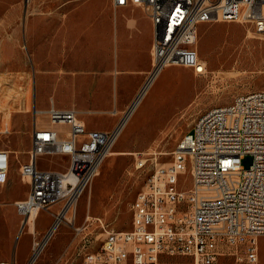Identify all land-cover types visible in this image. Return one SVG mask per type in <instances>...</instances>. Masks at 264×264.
<instances>
[{
    "label": "built area",
    "instance_id": "obj_1",
    "mask_svg": "<svg viewBox=\"0 0 264 264\" xmlns=\"http://www.w3.org/2000/svg\"><path fill=\"white\" fill-rule=\"evenodd\" d=\"M111 1L114 6H141L149 16L151 68L110 129H88L74 108L55 107L51 101L45 110L33 109L28 160L18 164L28 191L13 203L27 228L29 215L35 217L52 205L61 203L52 212L53 221L74 212L124 122L165 66L205 73L196 49L200 24L240 22L264 33V0H210V7H203V0ZM38 115L45 117L46 125L36 121ZM133 153L135 166L143 167L147 153ZM44 154L66 155V167H38L37 157ZM245 155L251 157L246 167L241 164ZM9 161L8 152L0 149V174ZM181 175L189 184L181 183ZM130 212L128 229L106 230L96 247L90 240L83 242L77 249L80 264H160L163 256H186L191 264H216L223 256L231 257L233 264H264L258 241L264 237V89L236 94L230 102L202 112L178 140L170 160L154 163ZM52 223L39 240H33L25 264H33L41 252L39 246ZM72 227L76 234L84 228ZM0 264L9 263L0 259Z\"/></svg>",
    "mask_w": 264,
    "mask_h": 264
},
{
    "label": "rangeland",
    "instance_id": "obj_2",
    "mask_svg": "<svg viewBox=\"0 0 264 264\" xmlns=\"http://www.w3.org/2000/svg\"><path fill=\"white\" fill-rule=\"evenodd\" d=\"M107 1L80 0L78 6L93 16L103 14L112 24L116 18L122 17L125 9L109 10ZM71 4L69 0H0V108L3 102L7 103V99L20 96L21 91L29 88V95L28 92L24 93L29 97V104L25 109L20 104L19 112L33 113L34 108L48 106L53 98L58 106L82 109L79 110L80 115L91 126L116 119L117 116H111L110 110L114 105L118 107L121 102H128L129 98L123 90L129 88L115 85L117 73L112 74L109 84L100 88L101 91L112 92L107 104L93 106V102H97L93 99L100 98L101 94L91 93V99L87 101L85 91L80 87H71L69 80L75 75V66L85 68L87 63L73 61L69 46H66V52L63 51L61 61H42L45 63L42 72L51 74L61 72V63L64 72L58 75L60 81L54 84L52 80L44 88L38 86L39 33L53 35L51 29H39V23L74 20L75 16L70 15L74 11ZM22 22L30 25L29 44H25L21 35ZM57 47L60 52L64 46ZM196 49L200 59L206 62L205 73L194 74L190 68L178 65L165 66L159 72L154 81L156 84L150 85V93L140 101L123 135L118 134L110 149L117 151L116 154L107 155L103 160L99 166L100 174L93 176L78 198L74 212L67 211L54 237L44 242L33 264H80L77 249L83 242L90 240L96 247L106 230L128 229L130 204L136 192L149 177L154 163L161 165L170 160L176 143L196 118L212 106L230 102L236 94L264 89V33L254 32L252 27L240 22H205L198 26ZM96 53L103 58L110 57L113 68H116L117 45L112 31ZM138 57L140 61L146 62L145 54L139 52ZM54 63L57 64L56 68L49 67V64ZM95 71L101 72L102 69ZM50 77L55 79L54 75ZM113 95H122V99L114 100ZM34 96L36 104H31ZM85 107L88 112L84 110ZM3 109L0 110V116H4L5 124L6 108ZM106 113L109 114L108 119L106 115L103 116ZM37 117L40 122L46 120L43 115ZM7 130L10 127L0 126V146L8 142ZM137 151L147 153L146 163L141 168L135 166L133 152ZM67 160L66 155L44 154L37 157V166L64 169ZM250 160L251 157L245 155L241 164L246 167ZM182 179L181 183L189 184L187 176L181 175ZM8 184L10 186L7 189H0V259L9 264H25L33 240H39L44 235L53 221L52 212L61 203L41 209L39 217L30 222L27 228L23 226L13 202H9L19 193L25 194L27 186L18 176L10 182L9 179L5 181L2 187L6 188ZM86 215L88 219L84 220ZM72 224L82 225V232L76 234ZM258 241L260 260L263 262L264 237H259ZM160 264H191V260L186 256H163ZM216 264H233V260L223 256Z\"/></svg>",
    "mask_w": 264,
    "mask_h": 264
},
{
    "label": "crops",
    "instance_id": "obj_3",
    "mask_svg": "<svg viewBox=\"0 0 264 264\" xmlns=\"http://www.w3.org/2000/svg\"><path fill=\"white\" fill-rule=\"evenodd\" d=\"M69 1L72 3V9H74L70 14L71 16H75L74 20L71 19L68 22L50 20L39 23V29H51L53 30V35L51 36L50 33L47 34L44 32L39 33L37 56L39 72L37 74V84L44 88L52 80L54 84L60 81L58 75L64 72L61 63L59 65L61 72H54L51 74L42 72L41 68L45 66V63L42 61H61V55L63 51L66 52V46H69V52L72 55L73 61L87 63L85 68H82L79 64V66H75V75L70 78L69 84L71 87H80L82 91H85L87 101H90L91 93L101 94V97H98L99 99H93L97 100L96 103H91L93 106H100L103 103H108L109 94H112V92L109 90L101 91L100 88L105 84H109L112 74L117 73L115 85L116 87L122 85L129 88L123 90V92L127 94V99L129 98V100L127 103L121 102L118 107L114 105L110 110V114L111 116H117V118L109 120L106 124L95 123L89 126L87 121L79 113V110L82 111V109H78L75 106H58L55 104L53 98L50 99L55 107L74 108L77 111L78 118L84 122L86 128L110 129L117 123L120 116L127 109L131 99L145 80L151 68L150 48L153 38L152 22L144 9L138 5L125 4L114 6L112 1L108 0L107 8L109 10H114L116 8L125 9L122 13V17L116 18L111 24L109 18H106L103 14L100 16H93L90 12L79 7L78 2L80 0ZM21 30V35L25 44H29V23L22 22ZM111 31L117 45L116 68H113L110 57L106 56L103 58L96 53L104 44L105 38L111 34ZM61 45L64 47L59 52L57 46ZM139 52L147 56L146 62L140 61L138 57ZM49 67L56 68L57 64H49ZM95 69H102V71L97 72ZM71 71L73 72L74 70ZM78 71L79 74H76ZM50 75H54L55 79H52ZM33 88H35V78L33 81ZM25 92L29 93V88L21 91L20 96L15 95L12 96L11 99L6 100L9 106V115L6 124H4V116H0V126L10 127V130H7L9 131L7 134L8 142H6V145L0 146V149H4L8 152L10 160L8 169L3 174H0V189L3 190L10 186V184H8L6 188H3L2 186L5 181L9 179L10 182L14 177H19L17 162L19 164L20 162L27 161L28 152L31 148V132L34 126V116L31 112H19L20 104L24 109L25 106L29 104V97L24 95ZM121 97L122 95H113L114 100H121ZM33 99L31 104L35 103V96ZM48 106H39V108L36 109L45 110ZM1 109L3 108H0V110ZM108 109L109 108H107L106 111ZM84 110L86 111V107ZM105 115L108 119L109 114H103V116ZM131 118L132 116L128 118V122ZM36 121L39 122L38 117H36ZM43 123L45 125L47 124L46 121H43ZM21 181L27 186L25 194L19 193L9 202L14 203L15 200H20L25 197L28 191V184L23 180ZM0 200H2L1 197Z\"/></svg>",
    "mask_w": 264,
    "mask_h": 264
},
{
    "label": "bare ground",
    "instance_id": "obj_4",
    "mask_svg": "<svg viewBox=\"0 0 264 264\" xmlns=\"http://www.w3.org/2000/svg\"><path fill=\"white\" fill-rule=\"evenodd\" d=\"M203 7H210V0H203ZM247 36H249V32L247 33ZM203 62H204V65H206V62H205V61H203ZM205 67H206V66H205ZM158 74H159V73H158ZM158 74L155 76V78L153 79V81L151 82V84H152V83L156 84L154 81H155V79L158 77ZM151 84H150V85H151ZM150 85L148 86V88H147L146 92L144 93V95L142 96V98L139 100L138 104L140 103V101H141L142 99H144V98L148 95V93H150ZM28 95H29V93H28ZM4 103H6V102H3V105H5ZM0 104H1V103H0ZM138 104L134 107V109L131 111L130 114H129L130 111H128V112L126 113L125 117H127L128 114H129V116H128V118H129V117L132 115V113L134 112V110L137 109ZM3 105H2V108L4 107ZM6 105H7V103H6ZM6 105H5L6 111H5L4 113H5V117L8 118V115H9L8 107H9V106H8V105L6 106ZM5 108H4V109H5ZM128 118L126 119V121L124 122V124H123V126H122V128H121V130H120V132H119V136H122V135H123V130L127 128ZM6 122H7V121H6ZM6 122H5V124H6ZM116 152H117V151H109L108 156H113L114 154H116ZM99 174H100V172H99V169H98L97 172H96V174H95V176H96V175L98 176ZM91 185H92V184H91ZM39 211H40V210H39ZM39 211L36 213L35 217L33 216V214L29 215L28 218H27V222H28V223H30V222H34L35 219L38 217ZM65 218H66V217H65ZM61 219H62V216H61V215H58V216H57V219L53 222L52 226L50 227L48 233L45 235L46 237H44L43 241L41 242V244H40V246H39L40 248L43 246V244H44V242H46V240H49V238H50L51 236L55 235V233H56V228H57L58 224L60 223ZM53 237H54V236H53Z\"/></svg>",
    "mask_w": 264,
    "mask_h": 264
}]
</instances>
